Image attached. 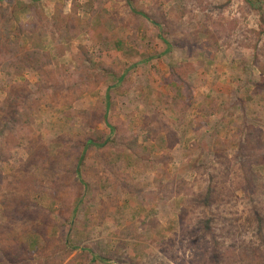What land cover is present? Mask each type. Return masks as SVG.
<instances>
[{
	"label": "rangeland",
	"instance_id": "1",
	"mask_svg": "<svg viewBox=\"0 0 264 264\" xmlns=\"http://www.w3.org/2000/svg\"><path fill=\"white\" fill-rule=\"evenodd\" d=\"M132 7L0 3V264H264V0Z\"/></svg>",
	"mask_w": 264,
	"mask_h": 264
},
{
	"label": "trees",
	"instance_id": "2",
	"mask_svg": "<svg viewBox=\"0 0 264 264\" xmlns=\"http://www.w3.org/2000/svg\"><path fill=\"white\" fill-rule=\"evenodd\" d=\"M5 0H0V3L3 2ZM31 4H34L36 2H39L40 0H28ZM128 4V6L130 8H132V12L134 15L136 16H139V17H142V18H146V20L151 23L154 27L158 28L159 30V38H161L162 36V33L164 32V23L166 22L165 20H157L155 19L154 17L152 16H149L148 14H146L144 11H136L133 9L132 7V0H125ZM8 8H0V14L4 15L6 12H7ZM58 17L62 18V20L65 22L66 24V31L67 32H75L78 27L80 26L81 24V20L79 18H77L76 16H68V17H65L63 16L61 13L58 14ZM162 42H164V44L166 45L167 49L165 51V54H169L172 50V46H170L166 40L164 39H161ZM176 43H179V42H176ZM175 43V44H176ZM0 44H2V41L0 40ZM1 46V45H0ZM177 47L180 48V45L179 44H176ZM6 53V54H4ZM18 53L17 52H14L12 51L11 49V45L10 43L7 42V44H3L1 47H0V58H4L6 61H11V62H16L17 65L14 66V68L18 69L16 70V72H18V76H21L20 75V70L26 68V69H29V61L27 58H22V57H19L17 56ZM28 65H27V64ZM25 64V65H24ZM25 66V67H20V66ZM110 72V69H107L106 70V73H109ZM96 82H98L99 80H102V79H98V77H96ZM11 100V97L9 96L8 97V102H7V105L11 107V104L12 102H10ZM107 104V103H106ZM11 111H12V108H11ZM110 131L111 133H115V129L114 128H111L110 127ZM114 142V141H113ZM109 143V138L101 143V145H98L96 143H94V141L92 140H87L85 143H81L79 144L76 148H78V150H82L81 153L77 154L76 155V158H75V164H74V167H73V170H74V173L80 177L81 176V167L83 166V160L85 158V153L87 152V150L89 148H94V149H99V148H105V146H107ZM114 144V143H113ZM111 143V146L113 145ZM131 147H134L136 146L135 142L132 141ZM74 250V249H72ZM96 259H100L98 257H94V260Z\"/></svg>",
	"mask_w": 264,
	"mask_h": 264
}]
</instances>
